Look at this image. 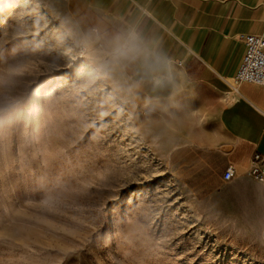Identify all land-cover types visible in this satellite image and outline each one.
Here are the masks:
<instances>
[{
    "label": "rangeland",
    "instance_id": "374dc122",
    "mask_svg": "<svg viewBox=\"0 0 264 264\" xmlns=\"http://www.w3.org/2000/svg\"><path fill=\"white\" fill-rule=\"evenodd\" d=\"M92 33L63 0H0V264H264L183 115L91 78Z\"/></svg>",
    "mask_w": 264,
    "mask_h": 264
},
{
    "label": "crops",
    "instance_id": "0c3cea01",
    "mask_svg": "<svg viewBox=\"0 0 264 264\" xmlns=\"http://www.w3.org/2000/svg\"><path fill=\"white\" fill-rule=\"evenodd\" d=\"M63 1L67 15L87 35L134 26L171 59L177 94L145 90L143 95L183 115L185 127L197 136L194 151L200 152L202 168L215 162L223 181L229 165L242 173L255 155L264 164V86L243 83L236 92L232 89L245 55L241 36L264 38V0ZM127 71L135 77L138 69ZM231 184L235 190L211 199L227 215L257 217L258 238L264 239V183L241 175Z\"/></svg>",
    "mask_w": 264,
    "mask_h": 264
},
{
    "label": "clouds",
    "instance_id": "9594fccd",
    "mask_svg": "<svg viewBox=\"0 0 264 264\" xmlns=\"http://www.w3.org/2000/svg\"><path fill=\"white\" fill-rule=\"evenodd\" d=\"M89 40L90 36L82 38L81 47L91 78L109 82L117 97H139L145 90L177 94L179 84L171 59L134 26L98 37L96 51H90ZM132 66L138 69L135 77L126 74Z\"/></svg>",
    "mask_w": 264,
    "mask_h": 264
},
{
    "label": "built area",
    "instance_id": "2783aa9c",
    "mask_svg": "<svg viewBox=\"0 0 264 264\" xmlns=\"http://www.w3.org/2000/svg\"><path fill=\"white\" fill-rule=\"evenodd\" d=\"M245 55L241 66L233 79L234 92L243 83L264 86V38L258 35H242ZM241 175L247 176L257 183H264V164L260 155L253 157L252 165L242 173L233 165L226 167L222 174L225 183H231Z\"/></svg>",
    "mask_w": 264,
    "mask_h": 264
}]
</instances>
